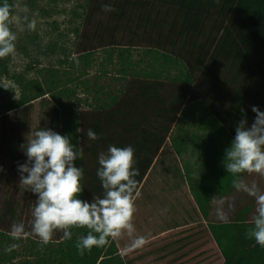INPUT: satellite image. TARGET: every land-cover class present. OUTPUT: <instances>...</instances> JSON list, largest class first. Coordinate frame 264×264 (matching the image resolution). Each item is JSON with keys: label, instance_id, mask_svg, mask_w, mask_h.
Instances as JSON below:
<instances>
[{"label": "trees", "instance_id": "obj_1", "mask_svg": "<svg viewBox=\"0 0 264 264\" xmlns=\"http://www.w3.org/2000/svg\"><path fill=\"white\" fill-rule=\"evenodd\" d=\"M105 4H111L115 10L103 11ZM95 15L104 17V21L97 20L90 34L85 29L80 33L81 52H91L92 39L102 42L104 34L109 36V45L120 44L126 36L128 45L138 43L158 54L165 63L180 64L186 79L170 85L133 80L130 86L138 93L133 94L131 102L117 100L105 111L79 114L82 131L78 146L84 149L82 157L76 160L83 168L79 199L90 202L94 196H102L96 175L98 154L106 152L109 145H131L135 149L139 193L178 109L186 102H202L231 139L242 119L249 127L253 123L252 106L264 112V0H94L84 26ZM159 89L163 96L158 94ZM151 101L152 110L158 107L155 119H159L152 126L142 111L150 108ZM140 102L142 109L137 105ZM88 129L99 138L88 140ZM233 180L249 186L256 184L264 190L262 174L244 172L233 176L223 163L218 167L204 165L197 186L190 193L185 187L174 188L178 196L168 202L174 212L185 217L182 226L146 241L142 247L131 248L130 255L124 256L131 260L139 257L140 264H264V248L245 238L255 200L234 188ZM202 219L205 225L200 223ZM72 232V239L65 241L61 236L57 242V264H108L115 244L125 248L119 239L110 240L108 245L93 247L81 256L75 242L87 230L73 228ZM39 246L43 253L53 254V250ZM143 247L152 254H140Z\"/></svg>", "mask_w": 264, "mask_h": 264}, {"label": "rangeland", "instance_id": "obj_2", "mask_svg": "<svg viewBox=\"0 0 264 264\" xmlns=\"http://www.w3.org/2000/svg\"><path fill=\"white\" fill-rule=\"evenodd\" d=\"M93 3L94 0H10L12 14L22 20L25 16L35 19L36 27L27 30L25 25L21 30L13 23L11 27L17 33L15 52L0 58V264H57L55 249L61 231L42 244L53 254L43 253L41 243L31 236L14 239L11 235L14 222L24 223L26 231H30L31 211L37 198L20 184L17 170L27 160L21 145L30 138L29 133L49 128L69 136L71 143L78 146L79 114L105 111L117 100L131 102L138 89L132 88L130 81L170 85L186 79L180 64L165 63L138 43L128 45L126 36L120 44L109 45V36L104 34L102 42L92 39L91 52H81L80 33L85 29L90 34L97 20L104 21V17L95 15L84 26ZM158 94L163 96L164 92L159 89ZM142 102L137 104L139 109ZM149 103L150 108L142 111L151 126L159 122L155 119L158 107L152 110L154 105ZM232 140L202 102H186L178 109L146 181L161 190L180 186L191 190L198 184L204 165L218 167L223 163ZM74 164L79 167L76 161ZM12 244L18 247L6 252ZM48 258L55 262H46ZM112 261L120 264L123 260L115 256Z\"/></svg>", "mask_w": 264, "mask_h": 264}, {"label": "clouds", "instance_id": "obj_3", "mask_svg": "<svg viewBox=\"0 0 264 264\" xmlns=\"http://www.w3.org/2000/svg\"><path fill=\"white\" fill-rule=\"evenodd\" d=\"M102 10L112 12L115 9L111 4H105ZM12 13L13 5L3 0L0 4V58L15 52L17 33L11 27L13 23L21 30L25 25L27 30L36 27L35 19L29 20L25 16L22 20ZM251 111L255 114L253 123L249 127L246 119H242L235 128L230 147L225 150L223 166L233 176L244 172L264 175V112L256 106H252ZM29 135L30 138L21 145L27 160L19 164L17 170L20 184L37 198L31 211L30 231H26L24 223L14 222L11 225L14 239L31 236L46 245L57 231H61V238L67 241L73 237V228H83L87 230L86 234L77 236L75 242V248L82 256L93 247L108 245L125 231L132 236L135 232L132 223L134 201L139 194L136 177L140 172L135 167V149L131 145H109L106 152L98 154L96 175L103 194L94 196L89 202L78 198L83 191V168L74 164L82 157L83 146L74 145L69 136L49 128H40ZM86 136L90 141L99 138L92 129L87 130ZM233 187L254 198V215L245 238L264 248V190L256 184L249 186L237 180H233ZM145 243L143 235H136L129 247L136 249ZM16 247L18 245L12 244L5 251L10 252Z\"/></svg>", "mask_w": 264, "mask_h": 264}, {"label": "crops", "instance_id": "obj_4", "mask_svg": "<svg viewBox=\"0 0 264 264\" xmlns=\"http://www.w3.org/2000/svg\"><path fill=\"white\" fill-rule=\"evenodd\" d=\"M165 140L166 137L164 141ZM162 145L158 149L155 158H157V156L161 154ZM151 168L152 165L147 171L144 178V183L140 185L139 194L135 198L136 201H134L135 212L133 214L132 223L134 225L135 232L132 234V236H129L126 231L123 232L122 235L117 239H119V243H121V245L125 244V248L117 247V245L115 244V247L113 249L114 252L111 256H109L110 259L115 256H119L123 260L121 261V264H133L135 262L138 264L142 263L139 257L131 260L127 258L128 256H124V253H126V255H130L129 253L131 248L129 247V245L131 239L134 236L143 235L146 238V241H152L154 240V238L165 235L175 228H180L182 226L181 222L185 218L183 217V215L174 212L168 204L169 200H172L174 197L178 196L177 193L173 192L174 188L169 191H167L166 189L161 190V188L156 186V184L146 181V177L149 174ZM182 187L183 186H180L179 188ZM187 191L188 193H190V190L187 189ZM165 209L166 211H164ZM193 216H190V218H192ZM201 224L205 225V220L202 219ZM144 249L145 247L142 248L143 251H140V254H142L143 256L152 254L148 251H144ZM124 259L126 260L124 261ZM112 262L113 261L111 260L108 264H112ZM115 264L118 263L116 262Z\"/></svg>", "mask_w": 264, "mask_h": 264}]
</instances>
